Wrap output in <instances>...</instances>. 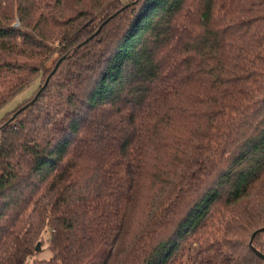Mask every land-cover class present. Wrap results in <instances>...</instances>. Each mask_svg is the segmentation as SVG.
<instances>
[{"label": "trees", "instance_id": "1", "mask_svg": "<svg viewBox=\"0 0 264 264\" xmlns=\"http://www.w3.org/2000/svg\"><path fill=\"white\" fill-rule=\"evenodd\" d=\"M36 77L0 264H264V0H0V107Z\"/></svg>", "mask_w": 264, "mask_h": 264}, {"label": "rangeland", "instance_id": "2", "mask_svg": "<svg viewBox=\"0 0 264 264\" xmlns=\"http://www.w3.org/2000/svg\"><path fill=\"white\" fill-rule=\"evenodd\" d=\"M54 59L55 58H53L47 64V67H50L52 65V63L54 62ZM43 81L44 80L42 77V83ZM39 84H40V77L34 78L24 89L19 91L17 94L11 97L3 106L0 107V118L3 117L0 121V126L15 116L14 112L5 115L6 113L13 110L15 107H17L19 104L24 102L26 99L32 100V95L37 90V88H39L38 87ZM48 239H50L49 231H46L44 233V237L41 239L42 241V243L40 244L41 249L39 251H36L35 254L32 255V257L28 261V264H47L48 263V259L51 254Z\"/></svg>", "mask_w": 264, "mask_h": 264}, {"label": "water", "instance_id": "3", "mask_svg": "<svg viewBox=\"0 0 264 264\" xmlns=\"http://www.w3.org/2000/svg\"><path fill=\"white\" fill-rule=\"evenodd\" d=\"M59 64V63H58ZM57 64V65H58ZM47 82H48V79H47V81H46V83L45 84H47ZM264 231V227H261V228H259L258 230H256V232H254L253 234H252V236H251V240H250V244H252V241H253V238H254V236L257 234V233H259V232H263ZM41 243H38L37 244V246H36V251H39L40 249H41V245H40ZM256 252H257V254L260 256V257H262V258H264V254L262 253V252H260V251H258V250H256Z\"/></svg>", "mask_w": 264, "mask_h": 264}]
</instances>
